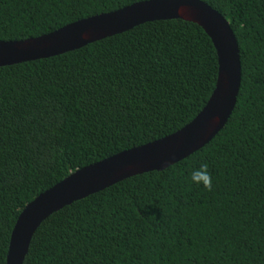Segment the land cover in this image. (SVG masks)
Returning <instances> with one entry per match:
<instances>
[{"label": "trees", "instance_id": "obj_1", "mask_svg": "<svg viewBox=\"0 0 264 264\" xmlns=\"http://www.w3.org/2000/svg\"><path fill=\"white\" fill-rule=\"evenodd\" d=\"M145 1L0 0V41ZM201 1L229 23L239 48L240 88L223 129L163 171L52 214L23 264H264V0ZM217 75L210 38L181 20L0 67V264L28 203L78 169L186 126ZM204 163L210 191L191 182Z\"/></svg>", "mask_w": 264, "mask_h": 264}, {"label": "water", "instance_id": "obj_2", "mask_svg": "<svg viewBox=\"0 0 264 264\" xmlns=\"http://www.w3.org/2000/svg\"><path fill=\"white\" fill-rule=\"evenodd\" d=\"M181 20L200 27L217 55L218 75L206 105L186 126L154 142L78 169L28 203L11 233L6 264H23L30 241L52 214L141 174L163 171L208 144L225 126L236 104L241 66L229 23L201 0H149L68 24L21 41H0V67L48 59L128 32L146 23Z\"/></svg>", "mask_w": 264, "mask_h": 264}, {"label": "clouds", "instance_id": "obj_3", "mask_svg": "<svg viewBox=\"0 0 264 264\" xmlns=\"http://www.w3.org/2000/svg\"><path fill=\"white\" fill-rule=\"evenodd\" d=\"M191 182L196 186H201L207 190L212 189V176L208 171L206 163L201 164L200 168L191 173Z\"/></svg>", "mask_w": 264, "mask_h": 264}]
</instances>
